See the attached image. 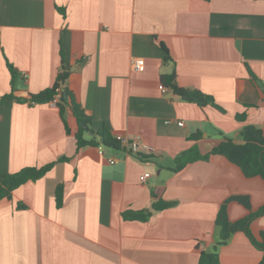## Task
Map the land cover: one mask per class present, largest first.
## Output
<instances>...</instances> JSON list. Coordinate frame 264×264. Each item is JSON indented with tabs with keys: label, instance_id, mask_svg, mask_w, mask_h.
I'll return each instance as SVG.
<instances>
[{
	"label": "crops",
	"instance_id": "obj_1",
	"mask_svg": "<svg viewBox=\"0 0 264 264\" xmlns=\"http://www.w3.org/2000/svg\"><path fill=\"white\" fill-rule=\"evenodd\" d=\"M63 57L90 129L139 136L154 150L78 149L70 109L67 131L57 105L31 104ZM249 68L264 85V0H0V180L69 157L0 200V264H199L215 248L219 264H260L264 214L249 220L251 235L237 230L224 243L216 221L224 204L232 221L256 213L264 179L219 154L175 170L193 147L204 155L224 137L243 142L246 125L264 135V92ZM174 70L180 86L213 95L225 112L177 95L163 81ZM158 198L176 204L145 221L125 217Z\"/></svg>",
	"mask_w": 264,
	"mask_h": 264
},
{
	"label": "trees",
	"instance_id": "obj_2",
	"mask_svg": "<svg viewBox=\"0 0 264 264\" xmlns=\"http://www.w3.org/2000/svg\"><path fill=\"white\" fill-rule=\"evenodd\" d=\"M167 56L166 59H170L168 55V50L163 45ZM11 73L15 76V69L11 64H8ZM250 78L262 88L264 92V85L261 84L260 79L255 75V73L249 68ZM70 76V68L67 66L65 58L63 57L62 69L58 73L54 84L38 93L32 94L30 98L31 104L50 102L56 95L57 91L60 89L61 98L57 106L59 108L60 116L65 124L66 130L70 131L67 122L65 120L66 108L70 109L73 114L77 117L79 123V130L76 133L77 137V148L80 149L85 145H99L103 144L105 146L120 148V142L112 135L107 127H103L95 134L98 137L91 136L90 138H85L86 133L82 121H85L88 125L90 124V116L85 112L81 104L76 100L72 91L67 87V81ZM163 81L173 89V91L181 96L183 99L195 102L200 106L211 105L222 112L225 109L221 107L215 101L213 95L208 94L200 89L196 88H185L178 84L177 74L174 70L172 73L163 76ZM67 94V97H66ZM14 98V94H8L2 97L1 100ZM244 115H240V118ZM241 134L243 136V142H236L230 137H224L220 144L215 146L209 153L200 154L197 148L193 147L188 151L183 152L179 157H177V167L175 170H180L186 166L189 162L196 159H207L210 155L219 154L225 156L231 162L237 164L241 167L246 176H261L264 179V135L263 130L255 125H246ZM193 138H198L199 134H193ZM69 157L63 156L58 160L51 161L42 166H26L17 172L7 173L0 180V200L6 197H11L13 191L26 183L29 180L36 181L44 177L59 161H67ZM64 200V184L60 183L56 191V201L60 207ZM176 201L165 200V199H155L152 203L151 208L143 209L140 211H129L125 213V217L130 219L147 220L154 210H162L164 208L173 206ZM20 207H25L23 203L19 204ZM264 214V205L256 212L249 213L244 218L236 221H232L228 217V210L226 204L222 206L217 218V225L220 227V241L219 243H224L228 238L237 230H244L249 235L248 223L251 218L255 215ZM262 247L264 252V240L258 242ZM199 264H219V253L215 248L213 251H203L201 253ZM260 264H264V255Z\"/></svg>",
	"mask_w": 264,
	"mask_h": 264
},
{
	"label": "built area",
	"instance_id": "obj_3",
	"mask_svg": "<svg viewBox=\"0 0 264 264\" xmlns=\"http://www.w3.org/2000/svg\"><path fill=\"white\" fill-rule=\"evenodd\" d=\"M133 69L135 71H143L145 69V59L143 57L135 58L133 61ZM159 88L162 91H166L168 89L164 84H161L159 86ZM60 98H61V91L59 89L57 91L55 97L50 102L57 105L58 102L60 101ZM179 124L183 125L184 122L180 121ZM115 138L120 142L121 147L124 150H126L127 153L138 152L141 149H147L149 151L154 150L153 147L144 143L139 136L129 137V136L119 134V135H116ZM104 147H105V145H103V144H100L98 146L99 153L104 154ZM108 160L110 163H115L116 161H118V158H117V156H111L108 158ZM149 176H150V173L146 172L141 176V180H145Z\"/></svg>",
	"mask_w": 264,
	"mask_h": 264
},
{
	"label": "water",
	"instance_id": "obj_4",
	"mask_svg": "<svg viewBox=\"0 0 264 264\" xmlns=\"http://www.w3.org/2000/svg\"><path fill=\"white\" fill-rule=\"evenodd\" d=\"M66 97H67V94H66ZM82 125L84 126L85 131L89 132L91 135L95 134V132L90 129L89 125L85 121H82Z\"/></svg>",
	"mask_w": 264,
	"mask_h": 264
}]
</instances>
